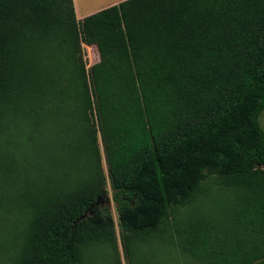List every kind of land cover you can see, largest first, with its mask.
Masks as SVG:
<instances>
[{"label":"trees","instance_id":"trees-1","mask_svg":"<svg viewBox=\"0 0 264 264\" xmlns=\"http://www.w3.org/2000/svg\"><path fill=\"white\" fill-rule=\"evenodd\" d=\"M263 112L264 0H0L7 264H121L108 182L126 264H264Z\"/></svg>","mask_w":264,"mask_h":264},{"label":"rangeland","instance_id":"rangeland-1","mask_svg":"<svg viewBox=\"0 0 264 264\" xmlns=\"http://www.w3.org/2000/svg\"><path fill=\"white\" fill-rule=\"evenodd\" d=\"M105 0H77V3L80 8V13H83L85 10H88V6L93 7L92 5H95V7H98V5H102ZM91 4V5H90ZM83 48V59L87 64V67H92L100 62V55L98 52V49L94 45L86 46L82 45ZM260 124L261 127L264 130V112L262 113L260 117ZM106 170V168H105ZM46 173L43 172L42 176ZM15 184L14 190H19L21 186ZM108 189V197L107 200L109 201V204H106L109 209L110 213L113 216V219L115 221V233L117 238V245H118V253H119V260L121 264H126V260L124 258V254L121 248L120 240H119V230L117 226V215L115 211V206L112 202L111 198V189L110 184L108 182L107 184ZM7 202V201H6ZM209 201L208 198L202 200L200 204H194L190 208L186 207H180L177 208L175 211V217H176V223L183 222L184 220L189 219L192 215L200 214L204 212L205 209L208 208ZM199 206H201L199 209H197ZM16 226V217L13 218L10 217L9 212H5L2 209L0 210V264H7L6 256L4 253V249L11 250L12 248V238L15 233V227ZM165 250L164 246H149L148 244H144L141 246L142 254H144L145 258L147 259V264H157V262H160L158 264H196V262L191 261L190 257L185 254H176L173 253L172 255H169L167 253H164ZM162 251V252H161ZM162 253V255H160ZM153 260V261H151Z\"/></svg>","mask_w":264,"mask_h":264},{"label":"crops","instance_id":"crops-1","mask_svg":"<svg viewBox=\"0 0 264 264\" xmlns=\"http://www.w3.org/2000/svg\"><path fill=\"white\" fill-rule=\"evenodd\" d=\"M126 1V0H105L104 3H102V5H98V7H95V5L88 6V10H85L83 13H80V8L79 5L77 3V0H73L74 3V8H75V14H76V18L77 20H82L83 18L90 16L94 13H97L99 11H102L104 9H107L109 7L118 5L119 3ZM91 5V4H90Z\"/></svg>","mask_w":264,"mask_h":264},{"label":"water","instance_id":"water-1","mask_svg":"<svg viewBox=\"0 0 264 264\" xmlns=\"http://www.w3.org/2000/svg\"><path fill=\"white\" fill-rule=\"evenodd\" d=\"M98 204H99V203H98V201H97V202L95 203V205H98ZM107 204H109V201H108ZM91 209H92V208H89V209L84 213V215H83L82 217H80L79 219H77V221L75 222V224L78 223V222H80V221H82V220H84V219H86V218H88V216L92 214Z\"/></svg>","mask_w":264,"mask_h":264}]
</instances>
